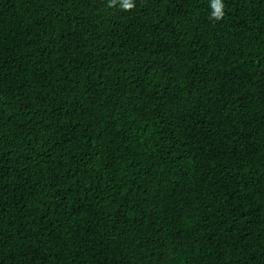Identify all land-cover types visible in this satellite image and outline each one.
<instances>
[{
    "label": "trees",
    "instance_id": "obj_1",
    "mask_svg": "<svg viewBox=\"0 0 264 264\" xmlns=\"http://www.w3.org/2000/svg\"><path fill=\"white\" fill-rule=\"evenodd\" d=\"M0 0V264H264V0Z\"/></svg>",
    "mask_w": 264,
    "mask_h": 264
},
{
    "label": "clouds",
    "instance_id": "obj_2",
    "mask_svg": "<svg viewBox=\"0 0 264 264\" xmlns=\"http://www.w3.org/2000/svg\"><path fill=\"white\" fill-rule=\"evenodd\" d=\"M119 4V7L123 11H131L133 10L136 5L134 0H109L108 7H115ZM210 17L215 21L223 20L225 16V5L223 0H210Z\"/></svg>",
    "mask_w": 264,
    "mask_h": 264
}]
</instances>
